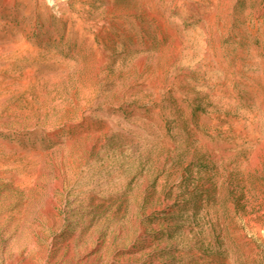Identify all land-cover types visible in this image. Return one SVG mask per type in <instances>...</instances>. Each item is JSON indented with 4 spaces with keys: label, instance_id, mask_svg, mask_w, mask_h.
Masks as SVG:
<instances>
[{
    "label": "rangeland",
    "instance_id": "1",
    "mask_svg": "<svg viewBox=\"0 0 264 264\" xmlns=\"http://www.w3.org/2000/svg\"><path fill=\"white\" fill-rule=\"evenodd\" d=\"M0 264H264V0H0Z\"/></svg>",
    "mask_w": 264,
    "mask_h": 264
},
{
    "label": "bare ground",
    "instance_id": "2",
    "mask_svg": "<svg viewBox=\"0 0 264 264\" xmlns=\"http://www.w3.org/2000/svg\"><path fill=\"white\" fill-rule=\"evenodd\" d=\"M48 1L51 2L52 0H48ZM52 204H53V203H52V197H51V195H50V197H49V199H48V204H47V205H48V207H47L48 210L51 209ZM17 259H18V258H16V257L14 258V260H17Z\"/></svg>",
    "mask_w": 264,
    "mask_h": 264
}]
</instances>
